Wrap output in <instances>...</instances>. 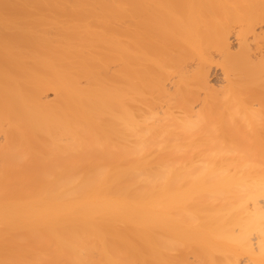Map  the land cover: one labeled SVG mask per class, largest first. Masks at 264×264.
Segmentation results:
<instances>
[{
    "label": "bare ground",
    "instance_id": "obj_1",
    "mask_svg": "<svg viewBox=\"0 0 264 264\" xmlns=\"http://www.w3.org/2000/svg\"><path fill=\"white\" fill-rule=\"evenodd\" d=\"M0 264H264V0H0Z\"/></svg>",
    "mask_w": 264,
    "mask_h": 264
},
{
    "label": "rangeland",
    "instance_id": "obj_2",
    "mask_svg": "<svg viewBox=\"0 0 264 264\" xmlns=\"http://www.w3.org/2000/svg\"><path fill=\"white\" fill-rule=\"evenodd\" d=\"M217 74H218L217 72L214 73V75H215V76H213V79H214V80L219 79V78H216V75H217ZM218 76H219V74L217 75V77H218ZM216 82H218V81L216 80Z\"/></svg>",
    "mask_w": 264,
    "mask_h": 264
}]
</instances>
